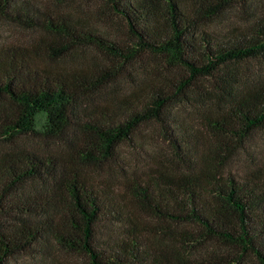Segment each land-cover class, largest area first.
Masks as SVG:
<instances>
[{"label": "trees", "instance_id": "1", "mask_svg": "<svg viewBox=\"0 0 264 264\" xmlns=\"http://www.w3.org/2000/svg\"><path fill=\"white\" fill-rule=\"evenodd\" d=\"M102 1L125 38L70 13L38 10L33 0H0V22L39 27L53 39L0 46V97L14 107L0 121V219L17 222L0 232V264L45 253L48 243L89 264H264V162L241 179L226 173L255 134L264 135V69L247 68L264 60V17L219 37L202 27L234 0ZM78 47L125 63L161 58L173 73L84 108L113 81L111 71L45 64ZM180 104L201 110L199 121L177 114ZM145 126L158 129L178 166L106 192L96 176ZM21 135L64 152L16 148ZM149 221L165 225L175 242Z\"/></svg>", "mask_w": 264, "mask_h": 264}, {"label": "rangeland", "instance_id": "2", "mask_svg": "<svg viewBox=\"0 0 264 264\" xmlns=\"http://www.w3.org/2000/svg\"><path fill=\"white\" fill-rule=\"evenodd\" d=\"M38 10L52 12H66L77 17L84 18L88 23L94 25L101 33L117 38L127 36L124 24L120 18L112 13L102 0H33ZM264 17V0L230 1L221 13L212 21L203 25L202 30L213 32L216 36L226 37L234 32L235 28H245L257 18ZM53 40L52 37L41 28H33L29 24H17L13 22H0V46L19 45L31 47L40 45L41 42ZM45 64L56 67H79L84 71L92 73H103L111 71L113 81L95 94L85 106L105 105L112 100L126 97L133 90L146 86L153 80L154 76L163 71L170 74L173 71L167 69L163 59L151 56L144 57L133 63H125L114 59L106 52L93 47H78L60 61L52 62L45 60ZM252 71L264 69V60L254 61L247 64ZM14 107L11 103L0 97V121L11 115ZM174 111L188 118L189 121L198 122L202 111L192 104L177 105ZM6 121V120H5ZM8 149H14V144L5 143ZM15 147L20 149H33L42 152H64L62 144L49 139H40L34 135H21L16 138ZM112 163H104L102 172L96 176L105 191L119 194L124 191V184L127 180L142 176L162 165L178 166L179 162L172 149L163 141L158 129L155 126H145L135 138L132 145L124 144L119 155ZM264 162V135L257 133L247 143L246 147L239 151L229 163L226 173L241 179L245 173L254 169L257 164ZM178 168V167H176ZM93 175V174H92ZM95 177V175H93ZM95 177V178H96ZM151 226L162 232L164 240L174 243L173 236L169 230L163 229L166 226L158 222L149 221ZM17 222L13 218L0 219V232H11L15 229ZM163 227V228H162ZM166 230V231H165ZM46 252L22 253L11 259V264H89L84 255L70 253L57 245H47Z\"/></svg>", "mask_w": 264, "mask_h": 264}]
</instances>
